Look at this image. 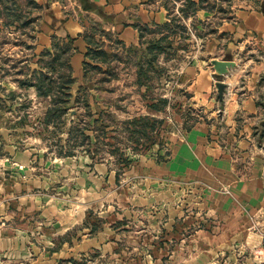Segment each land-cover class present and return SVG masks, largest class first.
<instances>
[{"label": "rangeland", "instance_id": "obj_1", "mask_svg": "<svg viewBox=\"0 0 264 264\" xmlns=\"http://www.w3.org/2000/svg\"><path fill=\"white\" fill-rule=\"evenodd\" d=\"M53 1L38 0L45 8ZM56 1L66 18L78 17L83 23L81 34L99 41L110 57H113L112 54H128L130 60L119 63L116 78L99 88L88 89L89 108L83 105L82 100L77 102V85L82 72L77 75L62 119L57 125L45 124L43 114L49 98L39 97L33 86L19 87L11 79L15 68L9 71L5 69L14 59L30 52L16 43L18 31L14 28L2 34L0 62L6 67H0V75H5L3 79L0 76V122L3 128L9 130L15 149L28 153L30 161L17 157L12 159L13 164L9 163L10 166L4 168L3 160L0 159V199L5 203L4 212L0 214V229L5 236L15 235L20 230L17 231L20 238L24 236L22 239H25V243L20 245L32 252L25 258H16L15 248L12 249L10 243L12 256L2 255L3 264H26L28 258L36 257L33 247L47 249L51 244L49 240L42 241V234L53 237L54 245L49 248H55L62 234L57 235L56 228L62 231L65 226H71L74 220L75 224L65 236H75L77 233L74 240L77 241V252L71 255L66 253L55 264H192V254L188 252L190 248L185 247L188 234L184 233L180 237L172 235L175 230L184 232L187 226L182 218L187 213L192 216L191 209L185 210L187 192L181 190L186 187V180L169 175L160 166H165V161L169 159V150L174 142L172 137L181 134L183 129L201 121L210 123L216 120L215 128L224 125L218 120L221 108L219 100L223 99L226 87L221 76L235 66V60L241 53L236 51L238 47H234L240 44V38L233 37L229 30H223L221 24H234L236 9L247 4L248 0H196L200 5L188 16H182L179 10L185 0H143L154 9L160 5L163 10L170 11L171 15L176 16L175 23L178 24H173L167 38L171 40V46L176 47V54L169 58L159 54L153 63L147 89L145 85L139 87L135 83V62L144 54L146 43L139 46V38L128 44L124 42L126 46H132L127 51L118 42L121 40L119 31L107 28L109 15L94 10H91L93 13H84V0ZM45 8L39 14L35 11L36 15H40L39 20H36L40 24L37 27L44 28L41 33H44L43 36L40 34L42 38L46 34L52 40L53 35H61L47 32L49 25L46 26L45 22L49 20L50 14L44 11ZM131 23L140 22L134 18ZM148 25L151 28L155 26L152 21ZM157 36L153 31H146L143 39L152 40ZM26 41L30 42V39L26 38ZM251 47L255 48L252 43H246L243 51L254 54ZM41 49L34 51L38 53ZM36 58H29L31 66H37ZM212 59H230L234 65L220 73L214 68ZM112 62L116 63V59ZM203 67L213 69L216 74L213 100L217 101V105L213 107V112L207 103L193 96L188 87L192 76ZM92 73L95 76L101 74ZM218 81L224 85L221 97L218 96ZM10 90L16 91L13 98L8 94ZM159 98L166 100H157ZM151 102H157L161 107L153 109L147 105ZM98 109L108 112H104L109 123L106 136L99 134L96 140L95 131L87 128L85 143L77 145V122L84 125L89 120L93 121ZM134 116H145L143 124H147L145 133H140L137 147H134L135 137L131 138L128 132L116 127L115 123L119 124L121 120ZM20 118H24L23 123L12 126ZM260 122L264 125V115ZM69 127H73L70 134ZM259 136V145L264 149V129L262 133L259 132ZM5 143V139L0 138V156L5 154ZM114 149L128 157L126 164L117 158ZM90 151L96 152L94 156ZM62 156L64 159L59 158ZM149 161L152 163L149 164ZM156 164L159 168L155 171ZM9 180L10 185L15 186L12 188V198H8L9 195L4 191ZM35 197H39L37 200L40 201H36L35 207L28 208L29 198ZM48 199L56 202L60 208L53 204V210L41 213ZM7 202L10 204L8 207ZM57 216L60 217L59 223L55 222ZM93 225L100 230L96 238L99 243L95 247L88 245L86 240L91 232L89 227ZM21 246L16 250L20 252ZM252 254L264 259L262 245L256 246Z\"/></svg>", "mask_w": 264, "mask_h": 264}, {"label": "crops", "instance_id": "obj_2", "mask_svg": "<svg viewBox=\"0 0 264 264\" xmlns=\"http://www.w3.org/2000/svg\"><path fill=\"white\" fill-rule=\"evenodd\" d=\"M57 3L54 0L50 5L48 3L49 7L42 6L41 9L34 10L33 14L35 11L39 14L45 8L44 11L50 14L49 20L45 22L46 26L49 25L47 32L74 38L75 49L70 62L72 74L77 77L82 72L83 53L87 46L81 34L83 23L78 17L66 18ZM83 5L84 13L88 11L93 13L91 10H94L109 15L107 28L119 31V38L126 44L138 39V29L131 23L134 18L140 23L163 22L168 18L167 10H163L160 5L154 9L143 0H84ZM235 14L234 24L229 22L221 24L223 30H229L233 37L240 38V44L234 47H238L236 51L241 53L235 60V66L230 67L221 76L226 87L223 99L219 100L221 108L218 120L224 125H217L215 128L216 120H212L215 123L201 121L188 129H183L181 134L172 137L174 142L169 150V159L165 161V166L161 165L162 168L160 166V169L169 172V175L186 180V187L181 190L185 189L187 192L188 204L185 210L191 209L192 216L187 213L185 218H182L186 224L182 223L187 226L184 232L179 233V230H175V234L172 232L171 234L178 237L184 233L188 234L185 247L190 248L188 252L192 254V264H264V259L252 254L259 244L264 249V149L259 145V132L262 133L264 129L260 122L264 115V0H248L247 4L236 9ZM37 16L39 20L40 15ZM37 24L38 21L32 30L35 36L32 42L35 44L33 52L37 48L51 45V40L46 34L44 38L40 36L44 28H38ZM10 29L12 28H0V41L2 34ZM246 43L255 46L251 47L254 54L243 51ZM29 54L26 52L21 57ZM214 75L216 76L213 69L203 67L196 71L188 83L192 95L207 103L212 112L213 107L217 105V101L213 100ZM0 76L3 79L5 75ZM13 81L17 84L14 79ZM8 132L9 130L3 128L0 122V138L6 141L5 154L0 156L4 168L9 167V163L13 164L12 159L17 157L28 160V153L15 149L16 145ZM59 158L64 159L63 156ZM150 163L152 162L149 161ZM155 167L156 171L159 165L156 164ZM10 184L11 180L4 188L9 195L8 198H12V188L15 187ZM38 198H29L28 208L35 207L36 201H40ZM53 204L57 205L48 199L44 207L46 209L43 208L41 213L53 210ZM8 205L10 206L9 202L7 207ZM4 208L5 203L0 199V214L4 212ZM59 221L60 217L57 216L55 222ZM75 222L74 220L71 226ZM71 226H65L62 231L56 228L57 235L62 234L53 249L49 248L54 245L53 237L42 234V241L49 240L51 245L47 249L43 247V250L33 247V254H36V257L28 258L26 264H55V261L59 257H65L66 253L68 255L76 253L77 241L74 240L77 233L75 236L67 234L65 236ZM89 228L91 229V226ZM17 231L15 235L5 236L1 234L0 229V264H3L2 255L12 256L10 253L14 248L16 258H25L32 254L28 247L20 245L25 243V239H22L24 236L20 238ZM99 233L100 230L90 232L86 239L88 245L95 247L99 243L96 239ZM10 243L12 249L9 248ZM20 246L19 252L16 249Z\"/></svg>", "mask_w": 264, "mask_h": 264}, {"label": "trees", "instance_id": "obj_3", "mask_svg": "<svg viewBox=\"0 0 264 264\" xmlns=\"http://www.w3.org/2000/svg\"><path fill=\"white\" fill-rule=\"evenodd\" d=\"M46 4H48V2ZM199 5L200 3L196 0H185L183 5L179 6V10L182 16H188V14L195 12ZM42 6L43 4L39 3L37 0H0V28H14V30L18 31L15 35L16 43L21 44L23 49L29 50L31 53L30 56H22L14 59L8 68L5 69L9 71L10 68H15L12 78L17 82L19 87L33 86L39 97L49 98V103L43 114V122L45 124L55 123L57 125L69 105V100L72 96L71 87L77 82V77L72 75V66L70 62V57L75 49L73 45L74 38L69 35L65 37L53 35L50 47L42 48L38 53L33 52L35 44L32 42L35 36L32 30L38 18L36 14H33V11L41 9ZM167 17L168 20L163 22H154V28L149 27L148 23L133 24L139 32V46L146 43L143 49L144 54H141L139 59L135 62L137 67L135 83L139 87L143 85L146 86V89L149 87L148 81L151 78L150 72L159 54H162L163 58H169L176 54V47H172L171 40L167 38L169 36L168 31H172L173 24L174 26L178 25L177 22L175 23L177 19L175 15H171L170 11H167ZM181 26L183 27V25ZM145 30L153 31L155 34H158V36L152 40H144ZM82 35L87 42V46L83 53L82 77L77 85V102H81L82 100L83 105L89 108L87 102L88 89L90 87L95 89L99 88L104 83L116 78L118 76L116 69L119 63H126L130 60V57L128 54L126 56L112 54L113 57H110L111 55L99 41L93 40L87 34L84 36V33H82ZM26 38H29L30 42H27ZM118 42L122 47L127 49V51L132 48L131 45L126 46L122 40H118ZM25 54L26 52L23 55ZM33 56H37L35 60L37 66L35 67L29 64V58L31 59ZM113 59H116V63L112 62ZM2 65L3 64H0V67ZM161 68L163 67L161 66ZM92 71L101 74L95 76ZM8 94L13 98L16 91H10ZM157 100H162L164 102L166 99L159 98ZM147 105L153 109H159L161 107L157 102H151ZM104 112L106 113L107 111L98 109L96 116L93 117V121L89 120L84 123V125L77 122V145L85 143V139L88 137L85 132L87 128L95 131L96 140L99 139V134L106 136V129L109 123L104 116ZM145 118V116H134L130 119L126 118L119 122L120 125L115 122L116 127H120L123 131L128 132L131 138L135 137L133 138V142L135 141L136 143L134 147H137L139 144L140 133H145L147 128V124H143V121L146 120ZM23 119L20 118L17 122L13 123L12 126L23 123ZM72 128L73 127L68 128L69 134ZM69 134L68 138H70ZM116 149L118 150L119 148ZM116 149L113 150L114 153H117ZM57 153L62 154L63 152L57 151ZM90 153L94 156L93 153L96 152L90 151ZM117 158L121 159L120 161L125 164L128 162V157L124 156L123 152L117 153ZM116 174V176H118V172ZM95 230H97V227L95 225L91 226L90 231L94 232Z\"/></svg>", "mask_w": 264, "mask_h": 264}, {"label": "water", "instance_id": "obj_4", "mask_svg": "<svg viewBox=\"0 0 264 264\" xmlns=\"http://www.w3.org/2000/svg\"><path fill=\"white\" fill-rule=\"evenodd\" d=\"M212 63L214 65V68L217 71H219L220 73L225 72L229 66L234 65V61L230 60V59H212ZM217 86H218V90H219L218 96L221 97L222 90H223V87H224L223 82L222 81H218L217 82Z\"/></svg>", "mask_w": 264, "mask_h": 264}]
</instances>
